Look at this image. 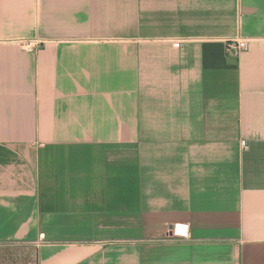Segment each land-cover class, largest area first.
<instances>
[{
    "label": "crops",
    "instance_id": "crops-1",
    "mask_svg": "<svg viewBox=\"0 0 264 264\" xmlns=\"http://www.w3.org/2000/svg\"><path fill=\"white\" fill-rule=\"evenodd\" d=\"M0 264H264V0H0Z\"/></svg>",
    "mask_w": 264,
    "mask_h": 264
},
{
    "label": "built area",
    "instance_id": "built-area-1",
    "mask_svg": "<svg viewBox=\"0 0 264 264\" xmlns=\"http://www.w3.org/2000/svg\"><path fill=\"white\" fill-rule=\"evenodd\" d=\"M21 48L26 51H34L38 42L36 40L22 41L19 43ZM248 46V41L246 39H234L226 43V52L237 57L240 53L246 51ZM244 145V142L241 143ZM165 240L180 239L189 240L190 239V227L187 223H177L171 225L167 229V233L164 237Z\"/></svg>",
    "mask_w": 264,
    "mask_h": 264
}]
</instances>
